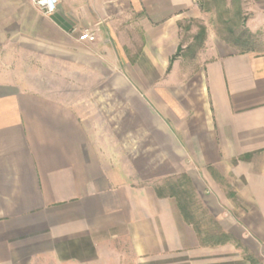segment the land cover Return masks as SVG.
<instances>
[{"label":"crops","instance_id":"1","mask_svg":"<svg viewBox=\"0 0 264 264\" xmlns=\"http://www.w3.org/2000/svg\"><path fill=\"white\" fill-rule=\"evenodd\" d=\"M251 5L264 20V0ZM206 11L60 0L45 16L0 0V264H129L126 245L137 258L264 264V55L208 31L185 52L183 25ZM182 175L232 238L214 255L175 201L155 196Z\"/></svg>","mask_w":264,"mask_h":264},{"label":"rangeland","instance_id":"2","mask_svg":"<svg viewBox=\"0 0 264 264\" xmlns=\"http://www.w3.org/2000/svg\"><path fill=\"white\" fill-rule=\"evenodd\" d=\"M252 0H238L235 4H238V7L241 9L240 17L234 16V7L231 6V0H197V3L199 4L200 9H206L208 11L205 12V15H203V19L201 20H190L186 22L183 25L182 28V36H181V42L180 47H185L186 51H198L196 49V42L194 41V38L196 34L198 33L199 28L204 27L207 31L213 34V36L218 37L222 40V38L226 37V30L228 28H235L237 31L241 29V27H245L246 29L250 30L252 33L258 35L256 37L257 43L261 44L257 55H264V20L258 17H255L256 15L251 13ZM229 8V9H227ZM248 9V11H247ZM229 10V11H228ZM178 178V177H176ZM173 182H176L175 178H171ZM166 180H162V182L157 183L155 187L162 186L165 183ZM155 184V183H154ZM153 184V185H154ZM192 185V183H191ZM225 185V184H224ZM225 191L227 192L228 196H231V188L225 185ZM192 194H193V202L195 203V206L192 208L193 214L195 216V222L198 223L199 228L205 239H210L209 241H213L211 238L218 235L219 229L216 226V222L214 217L211 215L209 209L204 204L203 199L199 197V191L196 190L193 185L191 186ZM230 193V194H229ZM220 228V227H219ZM220 232H223L220 228ZM232 241H229L223 245L219 246H209L206 247L210 249L207 252L215 254L213 249L221 248V246H228L229 244H232ZM129 245L125 246L126 249V257L128 259L126 260H133L129 262V264H134V262H137L138 260L141 261V264H199V259L197 258L196 252L192 254H181V253H167L163 249L159 250V252L148 254V255H141L140 258H137L136 256L132 257L131 253H129ZM238 247V246H237ZM235 250H239V256H241L240 259L247 260L252 259V256L249 255V253L239 248H234ZM223 253L226 255L225 259H229L232 257L233 253H230L231 251L229 249L222 250ZM233 252V251H232ZM217 255V254H216ZM185 256V257H184ZM187 256V257H186ZM222 256V255H219ZM132 257V258H131ZM218 257V256H217ZM220 261V258H217ZM203 260V259H202Z\"/></svg>","mask_w":264,"mask_h":264},{"label":"trees","instance_id":"3","mask_svg":"<svg viewBox=\"0 0 264 264\" xmlns=\"http://www.w3.org/2000/svg\"><path fill=\"white\" fill-rule=\"evenodd\" d=\"M225 0H223L224 2ZM238 0H231V6H235L234 8V16L240 17L241 9L238 7V4H235ZM229 9V8H227ZM229 11V10H228ZM258 35L250 32L245 27H241L240 30H236L235 28H228L226 30V37L222 38V40L227 43L230 47L235 49L239 54L245 53H257L260 45L257 43L256 37ZM206 37V30L204 27L199 28L198 33L196 34L194 41L196 42V49L199 50L203 47V43ZM180 52V47L177 50V53ZM247 157H241L239 159H248ZM213 176H216L214 172H212ZM176 182H173L171 179H167L162 186L154 187L153 191L155 196L158 199H173L176 203L178 211L184 220V222L191 226L197 238L199 240V244L203 247H215L219 245H223L229 241H232V238L223 232H220L219 226H216L219 229L218 235L212 237L213 241H209L210 239H205L203 234L200 231L199 225L195 222V216L193 214L192 208L195 206L193 202V194L191 190V182L187 176L182 175L178 178H175ZM233 197V195H231ZM252 261V259H247ZM253 262V261H252Z\"/></svg>","mask_w":264,"mask_h":264},{"label":"built area","instance_id":"4","mask_svg":"<svg viewBox=\"0 0 264 264\" xmlns=\"http://www.w3.org/2000/svg\"><path fill=\"white\" fill-rule=\"evenodd\" d=\"M33 7L45 16H52L57 10L60 0H29ZM81 42H93L94 36L85 32L78 37Z\"/></svg>","mask_w":264,"mask_h":264}]
</instances>
